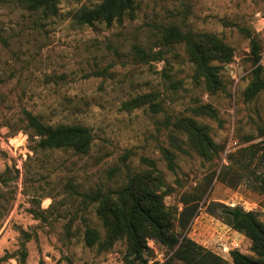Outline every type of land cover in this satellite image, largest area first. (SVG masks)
Masks as SVG:
<instances>
[{
  "label": "rangeland",
  "instance_id": "374dc122",
  "mask_svg": "<svg viewBox=\"0 0 264 264\" xmlns=\"http://www.w3.org/2000/svg\"><path fill=\"white\" fill-rule=\"evenodd\" d=\"M102 1L62 0L58 15L45 17L25 0H0V264H130L125 238L107 250L87 245V228L101 239L106 234L89 195H115L130 174L154 166L172 188L165 203L176 211L179 233L228 264L234 249L254 255L250 239L208 205L241 206L264 221V193L253 188L254 175L264 169L258 158L264 90L245 96L256 67L252 39L264 68V0H137L134 18L93 26L75 21L81 7ZM171 26L214 34L232 47V61L220 63L223 87L212 92L195 78L184 43L163 44ZM150 92L158 107H124ZM202 105L215 114H197ZM25 110L49 124L87 126L91 148L34 149L38 137L27 132ZM184 116L208 126L220 146L213 158L198 153L177 128ZM164 149L175 153L174 170ZM185 197L200 199L183 228ZM148 245V264L172 255L154 239Z\"/></svg>",
  "mask_w": 264,
  "mask_h": 264
},
{
  "label": "trees",
  "instance_id": "16d2710c",
  "mask_svg": "<svg viewBox=\"0 0 264 264\" xmlns=\"http://www.w3.org/2000/svg\"><path fill=\"white\" fill-rule=\"evenodd\" d=\"M62 0H25L27 7L40 11L45 17L59 13ZM137 0H103L95 6H83L75 14V21L79 25L93 26L98 22L112 25L115 21L122 22L125 17L134 18ZM163 40L165 45L184 43L191 62L195 68V78L214 92L223 87L221 64L233 59V49L223 39L211 33H194L182 31L176 26L165 29ZM253 63V78L245 89L247 99L255 98L264 90V68L260 63V44L251 40ZM141 56H147V51L137 47ZM156 93L150 92L139 95L124 103V107L131 110L147 103L153 108L159 106L155 101ZM214 115L210 105H202L197 114ZM27 122L26 129L31 137H38L36 147L41 149H73L79 153H86L92 146L93 136L90 129L82 124H49L31 111H24ZM177 128L188 135L191 146L207 159L217 154L220 146L214 143L209 128L201 125L189 116L178 118ZM264 138V128L260 130ZM260 161L264 160V139L261 141ZM179 147V146H178ZM181 149V147H179ZM169 167L175 169V153L169 149L163 150ZM254 161L257 156L252 151ZM154 165L153 161H150ZM254 190L264 193V169L254 175ZM172 188L167 184L162 172L154 166L153 172L130 174L126 184L118 193L112 195L101 191L90 194L92 201L97 203L96 212L105 228V237L94 228H87L85 241L88 246L99 244L104 250L120 240L126 239L129 245V255L126 260L130 264H148L153 250L148 245L149 239H154L172 251V255L165 263L179 261L185 264H228L227 260L210 249L205 248L187 235H182L175 228L176 211L165 203V196ZM201 197V196H200ZM200 197L183 198V210L180 212L179 225L183 228L189 223L197 209ZM193 202V203H191ZM208 211L218 216L233 229L243 233L251 241L254 255H248L234 249L231 251V264H264V221L257 212L245 210L241 206H229L213 201L208 205Z\"/></svg>",
  "mask_w": 264,
  "mask_h": 264
}]
</instances>
